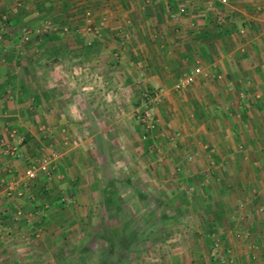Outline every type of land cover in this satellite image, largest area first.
Listing matches in <instances>:
<instances>
[{"label": "crops", "instance_id": "1", "mask_svg": "<svg viewBox=\"0 0 264 264\" xmlns=\"http://www.w3.org/2000/svg\"><path fill=\"white\" fill-rule=\"evenodd\" d=\"M229 1L224 5L218 0H107L102 4L99 0H0V32H4L0 42V250L9 248L7 237L37 232L42 221L68 220L56 227L49 224L48 234L77 229L82 210L87 209L82 204L93 195L92 161L101 163L100 151L105 156L115 154L110 150L119 140L127 142L125 157L106 156L108 168L114 170L107 180L120 181L115 172L119 162L133 170L139 166L149 169V149L137 147L135 142L143 128L129 113L136 99L119 91L161 88L167 92L171 76L177 80L203 64L210 74L222 76L218 82L225 91L214 94L221 104L215 102L214 106L223 110L210 108L200 99L195 101L196 107L187 104L188 112L180 107L168 126L173 124L180 143L188 144L193 162L184 161L182 151L167 153L161 170L182 171L183 180L190 172L221 171L226 191L223 201L245 204L241 213L227 214L231 220L223 228L224 253L233 257V264H264V128L258 132L264 124V96L259 95L264 94V0ZM89 2L98 10L96 22L101 20L99 15H106L108 29L103 39L93 41L92 48L84 47L92 38L82 35V57L78 59L83 61L79 70L86 81L81 103L66 94L71 88L65 79L72 70L55 63L71 58L68 45L77 47L81 40L71 36L69 40L60 33L27 36L24 31L66 26L77 19V7ZM116 54L120 55L118 61ZM61 78L64 83L58 81ZM207 80L213 81L201 78L196 83ZM105 89L111 99L105 106L111 112L102 117L96 108L101 100L98 95ZM252 95L260 100L250 107ZM80 106L82 112H78ZM157 122L165 128L162 116ZM13 136L17 158L5 152V142ZM202 137L209 141L208 150L201 146ZM209 153L222 162H209ZM28 160H49L56 175L40 177L29 188L20 186ZM200 178L196 176V180ZM107 180V187L118 186L108 185ZM4 182L14 183L17 192L8 195ZM211 182L213 187L214 180ZM60 195L67 196L68 203L59 210ZM44 209L48 210L43 213ZM237 227L244 230L245 238L235 237ZM186 256H175L171 264H198L191 255ZM206 264L228 263L221 259Z\"/></svg>", "mask_w": 264, "mask_h": 264}, {"label": "rangeland", "instance_id": "2", "mask_svg": "<svg viewBox=\"0 0 264 264\" xmlns=\"http://www.w3.org/2000/svg\"><path fill=\"white\" fill-rule=\"evenodd\" d=\"M218 1L221 3L220 0ZM99 2L102 4L107 2V0H99ZM229 3L230 1L228 0L224 5H228ZM77 8V19L72 20V22L70 21V23L68 22L66 26L61 27L55 24L42 26L36 30L27 28L24 33L27 36L33 35L37 37H46L50 33H60V35H64L69 40H71L69 36L81 40L77 47L70 45L73 46L72 49H69L70 46L67 44V51L70 52L69 56L72 55L71 58L66 57L68 59L57 60L55 63H58L56 64L58 67L72 70L73 74L67 76L65 79L66 84L71 88V91H68L66 94H68L71 100L75 99L82 103V83H85L86 79L83 80L82 71L79 70H82L83 61L82 59H78V57H82V35L89 37L84 31L85 25L87 24L84 15L87 11H91L94 23H98L99 21H95V14L98 13V10L92 5V2H89L84 7L81 4ZM103 17L106 18V15H99L98 19H102ZM230 28L232 29L231 25ZM107 29L108 22L104 34L100 39H103ZM38 30L41 33H38ZM0 37H2L0 39L1 42L4 39V32H0ZM92 40L95 39L92 37ZM86 43L87 40L85 41L84 47L88 48ZM118 56L116 57L115 55L114 57L117 61L120 58L119 54ZM206 63H208L207 60ZM200 66L206 67L203 64ZM176 77H170L173 82L168 85L167 92L161 91V88L155 90L138 88L133 91H128V93L119 91L123 96L134 95L132 97L136 99L132 103L131 112L129 111V113L134 118L136 124L143 128V133H137L138 137L135 138V142L137 147L145 146L147 150L149 149L147 151V157L151 162L149 169H144L139 166L138 170H133L130 167H123L121 162H119L118 169L115 171L117 176L121 178L120 181H117L118 186H115V184L107 187L106 180L110 178L112 173L114 175V170L112 171L111 167L108 168V164L105 162L106 156L107 158L115 157L116 160L124 158L123 147L127 142L125 139L119 140L118 145L115 148L113 146L112 150H110L115 154L107 152L105 156L100 151V153H97L100 154V157L97 156L99 158L98 160H101V163L94 165L92 161L94 166L91 175L93 195L87 199L89 201L86 200L82 204L83 208H87L86 210H82V225L80 224L77 229L74 231L72 229L67 233H62L60 230H57L55 231V233L58 232L57 234H48L49 224H54L56 227L68 221H63L61 218L55 220L54 223H50V221L44 223L42 221L43 224H41L37 232L30 234L22 232L17 237L10 235L7 237L10 241L7 244L9 248L0 250V264H103L106 260L108 248H112L116 254H121L118 257V260L119 258L123 260L121 264H171L175 256H178V258L179 256L180 258L183 256L184 258L187 254L188 256L191 255V258H194L193 263L197 261L198 264L201 263L200 260L203 261V264H206L207 261L212 262V260L223 259L226 261L228 258L233 259L228 253V256L224 253L226 249H224L225 232L223 228L231 220L227 218V214L229 215L231 211L241 213L245 210V204L231 202L230 206L223 201V195L226 194V191L224 189L223 178H221V171L214 170L212 172V170H202L201 172H190L187 173L189 179L183 180L182 171L180 172L175 169L176 171L164 172V170H161L162 164L165 161V154L167 153L173 155V153L182 151V156H185L183 160L187 163L193 162V157L189 154V147H187L188 144L183 146L184 143H180V136L177 135L178 133L174 125L170 124L171 127L168 126L170 121L178 113V109L183 107L185 109L184 111L188 112L187 104L189 105V102H192L195 106V101L200 99L205 100L210 105V108H216L215 110L221 111L223 108L218 109L214 106L217 103L214 100V94L219 92L221 95L225 89L218 80L213 79V81L207 80L208 82L200 81L199 84L195 83L184 90H177L175 88L176 82L181 76H178L177 80ZM89 80L93 81L91 79ZM89 80L87 79V81ZM58 81L63 82L64 80L61 78ZM137 84L140 86L139 82ZM72 90L74 91L72 92ZM106 90H103L101 92L102 94L98 95V98H101V100L96 108L102 117L111 112L110 107L105 106L111 100L110 94ZM148 91H156L159 95V100L155 103L143 104L142 98ZM262 94L259 93L260 97L264 96ZM165 96L170 99L168 98V101H166L168 103H162L161 105V101H163ZM259 98L252 95L248 100L249 106L252 107L253 104H256L255 100H260ZM217 105L221 104L217 103ZM144 110H149L151 113L152 121L148 124L143 123L140 118ZM79 111L82 112V107L78 108ZM158 116L163 117L165 122L163 125L165 128L159 127L157 122ZM256 123L259 124L260 122L257 121ZM102 126L104 127L105 124L102 123ZM262 127L264 128V124H260L261 129L259 128L258 132H262ZM107 136L108 138L110 137L109 135ZM162 140L164 142H161ZM107 142L110 145L112 144L111 140L108 141L107 139ZM200 142L203 149H209L210 144L205 137H202ZM192 149L195 150L194 147ZM184 151L186 152L184 153ZM17 154V156L12 157H19V153ZM206 155L209 156V162H214L215 165L222 162V159L217 160V158H213L211 153ZM25 162H27V166L21 178L20 186L29 188L35 180L27 179V170L32 164L41 166L45 162L44 160L42 162L40 160H32L30 162L28 160ZM50 165L52 167L51 175L40 171L36 180L43 176L52 179L56 175L54 165L51 163ZM198 175L202 176V178L196 180V176ZM213 180L215 185L211 187V181ZM128 181L129 185L127 183ZM161 183L166 185V187L163 188ZM3 184L5 186L7 185L5 182ZM12 185L15 186L14 183ZM208 187H211V189ZM17 188L15 186V191L13 192H17ZM136 190H139L140 193H137ZM99 191H102V193L100 194ZM58 198L60 210L67 205L68 197L60 195ZM46 210L48 209H44L43 213ZM164 216L169 218L173 217L174 220L161 223V219ZM43 218L46 217L44 216ZM77 221L80 223L79 218ZM125 223L129 224L138 235L134 238L132 237L130 240L126 239L125 243L120 246L118 244V238L122 233ZM235 231L236 238H245L242 234L244 232L243 229H238L237 227ZM217 242H219L221 249L219 256L215 257L212 255V247ZM198 246L202 248L201 251L196 250ZM182 248H186L185 251H181Z\"/></svg>", "mask_w": 264, "mask_h": 264}, {"label": "built area", "instance_id": "3", "mask_svg": "<svg viewBox=\"0 0 264 264\" xmlns=\"http://www.w3.org/2000/svg\"><path fill=\"white\" fill-rule=\"evenodd\" d=\"M222 4H226L228 0H220ZM85 20L87 22V24L85 25L84 31L85 33L89 36V37H93L94 39H100L103 34H104V30L107 27V20L105 17H103L98 23H94L93 20V14L91 11H87L86 14L84 15ZM6 16H3V21L6 20ZM67 30V29H66ZM38 33H41L40 30H38ZM2 37H0L1 39ZM93 41L92 39H89L87 41V46L88 48L93 46ZM116 57H119L118 54H116ZM201 78H210V79H216V80H222V76L221 75H214V74H210L209 72H207L203 67L196 66L191 72L186 73L184 75H182L176 82V86L175 88L177 90H184L190 86H192L193 84H195L199 79ZM143 104H147V103H155L159 100V95L156 91L153 92H147L144 94L143 98ZM140 118L142 119V122L145 124H148L149 122L152 121V117H151V113L149 110H144L142 112V115L140 116ZM13 142H15V138L14 136L11 138V140L5 142V152L6 154L10 155V156H17L18 151L16 149V147H14ZM40 171H43L44 173H46L47 175H51V171H52V167L50 165V163L45 162V164H42L41 166L38 165H31L29 167V169L27 170V179L28 180H36L38 178V175L40 173ZM6 190L8 195H11L13 193V191H15V186L12 184H7L6 186ZM220 244L219 242L215 243L212 247V255L215 257H218L220 254ZM226 262L228 264H233L234 260L232 258H228L226 259Z\"/></svg>", "mask_w": 264, "mask_h": 264}, {"label": "trees", "instance_id": "4", "mask_svg": "<svg viewBox=\"0 0 264 264\" xmlns=\"http://www.w3.org/2000/svg\"><path fill=\"white\" fill-rule=\"evenodd\" d=\"M118 180L116 179H110V180H107V184L108 185H111V184H115L117 183ZM137 193L140 191L139 190H136ZM168 220H174L173 217H167V216H164L162 219H161V223L165 222V221H168ZM138 235V233L132 228L129 226V224L125 223L123 225V230H122V233L120 235V237L118 238V244H120V246L123 245V243H125L126 239L127 240H130L132 237H136ZM116 255V256H115ZM121 254H116L112 248H108L107 252H106V260L103 264H121L122 263V259L119 258L118 260V257H120ZM114 257H116L115 259H113Z\"/></svg>", "mask_w": 264, "mask_h": 264}]
</instances>
